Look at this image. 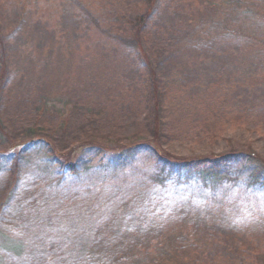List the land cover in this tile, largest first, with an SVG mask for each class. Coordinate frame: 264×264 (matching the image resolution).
<instances>
[{
    "label": "rangeland",
    "instance_id": "obj_1",
    "mask_svg": "<svg viewBox=\"0 0 264 264\" xmlns=\"http://www.w3.org/2000/svg\"><path fill=\"white\" fill-rule=\"evenodd\" d=\"M105 1L81 3L100 13L97 5ZM24 2L28 11L9 43L12 86L4 89L0 106L1 146L34 127L51 132L59 147L78 140L118 145L159 136L164 153L172 158L246 147L264 162V0H158L163 5L157 17L161 22L153 21L148 31L153 38L158 26L168 27L149 47L151 58L162 63L158 80L168 86L161 109L163 125L150 121L143 111L150 102L132 104L123 96L99 100L82 92V87L72 88L77 96L71 94L66 107L70 117L63 125L56 124L50 111L36 113L37 97L31 105L24 98L17 100L22 91L18 85L33 77L36 64L43 65L36 76L38 96L66 78L73 57L83 59V50H95L107 40L108 46L119 47L115 52L105 50L102 62L106 60L109 68L116 61L124 64L117 68L116 78L106 73L107 77L122 90L147 91L144 80L127 68L129 54L124 47L114 44L108 32L92 25L69 0H0L7 14L6 30L15 25L14 11L21 12ZM132 2L139 10L144 4ZM117 23L103 18L101 26L125 35L123 25ZM186 29L195 44L183 39ZM92 64L82 68L92 69ZM255 79H261L262 86L251 102L247 97L256 90ZM36 152L19 167L6 162L0 176V264H233L240 261V253L245 256L243 249L247 259L264 264V240L250 230L260 226L231 223L230 228L223 226L225 231L211 229L221 224L214 219V207L230 208L214 202V207L209 206L208 191L195 183L185 186L172 180L165 187L149 186L142 174L149 169L147 161L135 160L115 175L107 173L114 170L110 165L92 168L90 176L108 181L100 189L97 184L66 187L56 182L57 165L47 163L50 155ZM34 160L39 163L33 167ZM29 170L33 178L21 183ZM61 225L76 231L69 235ZM1 228L25 241L8 237Z\"/></svg>",
    "mask_w": 264,
    "mask_h": 264
},
{
    "label": "trees",
    "instance_id": "obj_2",
    "mask_svg": "<svg viewBox=\"0 0 264 264\" xmlns=\"http://www.w3.org/2000/svg\"><path fill=\"white\" fill-rule=\"evenodd\" d=\"M69 1L79 7L85 14L86 20L101 30L102 33L108 32L106 34L107 38L113 40V43H119L124 47L123 50L129 54V59L126 63L130 65L126 64L127 68H130V71L133 72L132 75L135 76L137 73L141 78V82L144 80L143 83L147 85L146 93L135 90L132 92H128L125 89L122 90L121 88L123 87L119 88L113 80L107 77L106 73L108 76L116 78L117 68L124 66V64H121L122 62L116 63V61L113 64V67L116 68L114 69L109 68V63L106 60L102 62L105 50H112L113 52L118 50L115 49V46L118 45L108 46L109 42L107 40L104 43L100 42L95 50L93 48L90 49V52L83 50L81 54L83 59L74 61L73 57V61L70 64V72L63 79L64 82H56V86L54 85L48 90L39 93L38 96L36 87L38 80H36V76L38 77V72H41L43 65L41 63L36 64V71H34L33 77L30 76L24 80L27 81L26 83L22 81L18 85L20 86L18 89L22 91L18 95L17 100L21 101L24 98L25 102L31 105L33 103L31 101L36 100L37 97L38 100L35 104L36 113H42L41 110L50 111L55 114L56 124L63 125L65 120L70 117L71 112L66 107L71 102V94H74V97L77 96V92L72 91V88L82 87V92L86 90L87 94L99 100L101 98L115 100L118 96H123L132 104H141L142 99L145 104L150 102L151 104L147 103L148 108L145 109V106H143L144 110H142L151 117L150 121L163 125L164 118L162 117L161 109L168 86L158 80V71L162 63L151 58L149 47L157 42L160 30H167L168 27L163 22L162 24L164 25L158 26L157 29L159 30L155 31L156 34L153 38L148 31L153 21H157L156 25L161 22V19L157 17L160 16L158 13L163 5L159 4L158 0H143L144 4L139 10L133 6L135 5V2H132L133 0H106L102 5H97V8L101 10L100 13H92L89 8L83 6L81 0ZM24 4L25 2L22 3L21 12L15 9V25L9 31L5 29L3 24L7 17L6 10L0 5V106H3L4 89L12 86V84L9 85V80L12 78V57L9 52V43L14 32L25 19L24 14L28 11V8ZM103 18H111L112 21L121 23L125 31L122 34L125 35L112 34L113 30L102 29L101 22ZM185 32L182 35L183 39L195 44V38L191 32H188L187 29ZM213 54L217 53L214 51ZM91 56H94V58L92 59ZM131 61L135 63H131ZM92 62L94 68H82L83 64ZM98 62L100 63L97 64ZM40 79L43 80V77L40 76ZM254 83L257 84L255 85L256 90L254 89L252 92L254 96L250 95V97H247L251 102L255 101L254 98L257 99V94L262 86L261 79H255ZM65 86L70 90L69 92H67ZM63 93L69 98H64L62 96ZM87 94L83 95L87 96ZM237 99L239 101V96H237ZM261 113L264 116V107ZM58 128L63 131L62 126ZM56 142L57 140L51 132L30 127L29 131L24 135L8 138L3 146L0 145V162H2L3 168L10 162H13V167H19L28 154L36 151H45L47 155H50L47 163L51 166L57 165L56 182H64L66 187L69 183L81 186H95L97 184V188L100 189V186H103V183L105 184L108 181H105V178H102V181L98 180V176L96 178L90 176L88 173L92 168L97 166L102 168L110 165L114 167V170L107 173L110 175L113 172L112 175H115V173L120 174V172H123L126 165L133 163L135 160L139 162L147 161L149 169L143 171L142 174L149 186L165 187L166 183L172 180H179L182 184H186L185 186L195 183L208 191L209 206L214 207V202L221 207L230 208L224 211L214 207L215 213L213 216L216 217L214 219L222 225H211V229L219 228L218 231H225L223 226L226 225L230 228L231 223L242 225L249 222L256 223L260 227L256 226L255 228H250V230H252L253 234L258 233L260 240H264V162L255 151L246 147L231 148L225 151L197 155L192 158H172L164 153L165 151L162 149L163 139L159 136L152 137V140L148 141L136 140L118 145L99 139L78 140L66 147H59ZM117 148L119 149L116 153L115 150ZM114 152L115 154H113ZM99 155L100 157H98ZM137 156H140V158H136ZM221 211L224 213L219 216ZM225 212L228 213L225 214ZM1 229L7 230L8 236L10 230ZM218 234H224V232H218ZM10 238H16V241L20 243L25 241L22 236ZM242 252L246 256L245 249ZM245 256L240 253V261L233 264H256L262 261L249 260Z\"/></svg>",
    "mask_w": 264,
    "mask_h": 264
},
{
    "label": "snow or ice",
    "instance_id": "obj_3",
    "mask_svg": "<svg viewBox=\"0 0 264 264\" xmlns=\"http://www.w3.org/2000/svg\"><path fill=\"white\" fill-rule=\"evenodd\" d=\"M39 160H34L33 163V167L35 166V164H38ZM4 175V171H3V164L2 162H0V176ZM33 177L31 175L30 170L28 172L25 173L23 179L21 180V183H24L25 181L31 180ZM110 191V189H108ZM61 227L64 229L65 232H68L69 235H71L72 231H76V229H71L69 230L68 227L61 225ZM50 240H60V239H64L63 237H49Z\"/></svg>",
    "mask_w": 264,
    "mask_h": 264
}]
</instances>
